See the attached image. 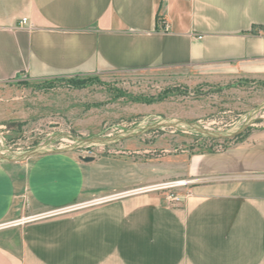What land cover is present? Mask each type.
I'll return each instance as SVG.
<instances>
[{
    "label": "crops",
    "instance_id": "0c3cea01",
    "mask_svg": "<svg viewBox=\"0 0 264 264\" xmlns=\"http://www.w3.org/2000/svg\"><path fill=\"white\" fill-rule=\"evenodd\" d=\"M149 69L264 81V0H0V83ZM185 172L172 206L138 189L163 173L126 156L0 159V264H264V130Z\"/></svg>",
    "mask_w": 264,
    "mask_h": 264
},
{
    "label": "rangeland",
    "instance_id": "374dc122",
    "mask_svg": "<svg viewBox=\"0 0 264 264\" xmlns=\"http://www.w3.org/2000/svg\"><path fill=\"white\" fill-rule=\"evenodd\" d=\"M189 79L173 69L43 80L20 75L0 83V153L72 148L82 157L126 156L163 173L138 189L182 206L193 182L185 172L190 154L221 150L264 130V81ZM99 137L107 143L76 141Z\"/></svg>",
    "mask_w": 264,
    "mask_h": 264
},
{
    "label": "water",
    "instance_id": "95a60500",
    "mask_svg": "<svg viewBox=\"0 0 264 264\" xmlns=\"http://www.w3.org/2000/svg\"><path fill=\"white\" fill-rule=\"evenodd\" d=\"M162 126H164V124H162V123H159V124L156 125V127H159V128H161ZM239 134H240V130L232 133L231 135H227L226 137H230V136L236 137ZM76 141H77V144L78 145H79V143L80 144H88V145L93 144V143H96V142L107 143V140L106 139L100 138V137L99 138H94V139H76ZM71 149L72 148H69V149L68 148L67 149L66 148H63V149L62 148H57V149L46 150V151L32 150V151H27V152L21 153V154L20 153L15 154V156H13V157H7V156H4V155H2L0 153V159L1 160H14V161H18V160L24 159L26 157H29L31 155H35V154L41 153V152H47V151H69ZM80 158L83 161L88 162V161H91L93 157H91V156H83V157L80 156Z\"/></svg>",
    "mask_w": 264,
    "mask_h": 264
},
{
    "label": "built area",
    "instance_id": "2783aa9c",
    "mask_svg": "<svg viewBox=\"0 0 264 264\" xmlns=\"http://www.w3.org/2000/svg\"><path fill=\"white\" fill-rule=\"evenodd\" d=\"M26 23H27L26 18H22L19 21L20 26L26 25ZM140 190L147 191V189H140ZM101 201H103V199H93V200H89V201L75 203V204L69 205L67 207H62V208L50 210V211L41 213L39 215H34L31 217H28V220H35V219L42 218V217L55 216V215L64 214V213L71 212V211H76L78 209H81V208H84V207H87L90 205H94V204L99 203Z\"/></svg>",
    "mask_w": 264,
    "mask_h": 264
},
{
    "label": "bare ground",
    "instance_id": "6f19581e",
    "mask_svg": "<svg viewBox=\"0 0 264 264\" xmlns=\"http://www.w3.org/2000/svg\"><path fill=\"white\" fill-rule=\"evenodd\" d=\"M179 183H181V182H179Z\"/></svg>",
    "mask_w": 264,
    "mask_h": 264
}]
</instances>
